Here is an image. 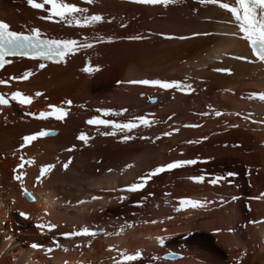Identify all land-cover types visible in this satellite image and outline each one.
Listing matches in <instances>:
<instances>
[{"label": "bare ground", "instance_id": "6f19581e", "mask_svg": "<svg viewBox=\"0 0 264 264\" xmlns=\"http://www.w3.org/2000/svg\"><path fill=\"white\" fill-rule=\"evenodd\" d=\"M0 19L80 44L0 69V264H264V59L241 30L260 3L0 0Z\"/></svg>", "mask_w": 264, "mask_h": 264}, {"label": "rangeland", "instance_id": "374dc122", "mask_svg": "<svg viewBox=\"0 0 264 264\" xmlns=\"http://www.w3.org/2000/svg\"><path fill=\"white\" fill-rule=\"evenodd\" d=\"M217 71H218V70H216L215 72H217ZM58 107H59V106H53V107H50V108H48L47 111H54V110H56ZM32 115H33V116H36L35 113L32 114ZM37 117H39L38 114H37ZM167 120H169V118H167ZM188 126H190V125H188ZM185 129H192V128L187 127V128H185ZM32 139H33V137H32ZM199 142L201 143V141H198L197 143L199 144ZM218 144H220V143H218ZM218 144H217V145H218ZM223 146H224V147H227V143H224ZM0 159H1V157H0ZM2 159H3V158H2ZM169 196H170V195H169ZM8 206H9V207H8V210H7V211H10L9 209H11L12 206H11V204H10L9 202H8ZM14 212H15V214H16L17 211H14ZM8 214H9V212H7L6 217H5V218L7 219V221H9V216H7ZM22 217L24 218V216H22ZM116 219H117V220H120L121 217L118 215V216H116ZM8 227H9V231L11 232V233L9 234L10 237H12V236L14 235V233H16L17 235H22L21 232H18L17 229H16L17 231H16V230L13 231V230L11 229V226H10L9 223H8ZM3 231H4V229L1 230V233H3ZM189 236H190L189 233H188V235L185 234V235L182 236L181 243H182L183 241H184V242H183L182 244H181L180 242L178 243V246H177L178 249H180V250H189V248H188V246H187L188 244L186 243V241H187V239L189 238ZM68 237L71 238V235L68 236ZM183 237H184V238H183ZM187 237H188V238H187ZM183 239H184V240H183ZM21 242H23V243H24V242H25V243L28 242L29 244H27V246H28V248H31V247H30V241H29L26 237H23V239L21 238ZM185 243H186V244H185ZM179 244H180L181 246H180ZM184 245H185V246H184ZM258 245H260V242H258L257 246H258ZM181 248H182V249H181ZM39 249H40V247L37 246L36 250H39ZM40 250H42V249H40ZM111 251H112V250H111ZM120 251H121V249H118V248H117V249L115 250V252H114V256H116V257L119 258V257L121 256V254H122V252H120ZM166 253H170V252H166ZM166 253H164L162 256H161L160 253H159V255H156V256H157L158 258H160V257H163V258H164V256H165ZM198 253H199V252H198ZM144 254H145V253H144L143 251H141V254H140V255L143 256ZM156 256H155V257H156ZM198 256H199L200 258H202V257H204V254H198ZM201 256H202V257H201ZM104 257H105V256H103V258H104ZM106 257L108 258V256H106ZM90 259H91V258H90ZM94 259H95V258H94ZM101 259H102V258H101ZM13 261H15V258L13 259ZM93 262H94L95 264H102V263H104L103 261L96 262V261H94V260H90L89 262H86V264H93Z\"/></svg>", "mask_w": 264, "mask_h": 264}, {"label": "water", "instance_id": "95a60500", "mask_svg": "<svg viewBox=\"0 0 264 264\" xmlns=\"http://www.w3.org/2000/svg\"><path fill=\"white\" fill-rule=\"evenodd\" d=\"M25 197L28 199V200H33L34 199V195L29 192V191H26L25 192Z\"/></svg>", "mask_w": 264, "mask_h": 264}]
</instances>
